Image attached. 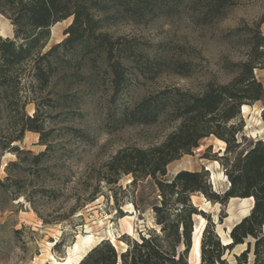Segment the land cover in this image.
Segmentation results:
<instances>
[{"label":"rangeland","instance_id":"1","mask_svg":"<svg viewBox=\"0 0 264 264\" xmlns=\"http://www.w3.org/2000/svg\"><path fill=\"white\" fill-rule=\"evenodd\" d=\"M232 2L221 17L209 23H201L195 13L185 11L141 22L125 17L105 26L103 31L112 40L126 42L137 60L126 70L128 80L115 97L102 57L91 64L79 54L67 52L64 62L57 60L49 85L39 88L35 84L30 89V78L24 81L22 94L36 100H30L24 112L31 117L35 102H40L38 119L26 126H39L42 133L25 129L20 135L12 119L5 115L0 121V139L7 134L21 136L11 144L21 150L17 156L0 150V264H66L67 249L86 232L99 238L90 250L102 240L113 246L107 239V230L111 229L117 253L141 236L153 233L162 238L153 211L161 200L154 180L147 177L134 183L131 174H124L116 183H107L112 178L107 164L122 149L145 150L162 144L178 122L161 117L149 125H120L117 117L143 97L166 87L201 93L209 82H229L235 76L233 65L247 60L252 37L258 33L264 37V0ZM71 20L51 26L43 51L65 38L63 32ZM0 36L13 37L10 22L1 14ZM180 64H186V69L179 71ZM144 65L154 66V70L143 73ZM253 74L264 88V65L255 68ZM246 106L247 112L241 113V131L236 135L238 147L225 154L223 140L214 135L205 137L190 154L169 163L162 178L169 180L180 170H205L208 164L217 162L218 167H213L216 178L212 182L207 171V183L212 191L222 194L228 180L219 158L227 156L231 161L255 141L264 143L263 105L255 102ZM238 123L229 122L228 126ZM41 152L46 154L35 164L32 158ZM10 163L14 165L5 169ZM190 200L207 225L202 240L205 249H211L215 239L220 245L222 239L227 240V228L248 215L253 205V201L251 205L239 198L225 205L205 203L199 194L191 195ZM176 209V205L171 206L170 213ZM130 214L132 233L127 235L123 219ZM200 234L196 237L198 245L193 238L189 264H200ZM159 243L164 244L161 239ZM248 244L250 252L241 264H254V240L250 237L225 250L220 261L237 264L235 257ZM175 248L183 247L180 243ZM81 259L72 258L69 264H79Z\"/></svg>","mask_w":264,"mask_h":264},{"label":"trees","instance_id":"2","mask_svg":"<svg viewBox=\"0 0 264 264\" xmlns=\"http://www.w3.org/2000/svg\"><path fill=\"white\" fill-rule=\"evenodd\" d=\"M232 4V0H0V14L13 28L12 38L0 36V121L5 115L12 119L20 135L25 129L42 133L39 126H26L38 119L40 102H35L31 117L24 112L30 100L36 101L29 98V94H22L24 81L30 78V89L35 84L39 88L49 85L56 73L57 60L64 62L63 56L67 52L79 54L91 64L102 57L110 73L112 96L115 97L128 80L126 70L137 60L126 42L112 40L103 31L105 26L125 17L141 22L185 11L195 13L201 23H209L221 17ZM68 18L72 20L63 32L65 38L43 51L49 41L51 26ZM147 65H144L143 73L154 70V66ZM263 65L264 37L258 33L252 37L247 60L233 65L235 76L229 82H209L201 93L166 87L143 97L119 114L117 122L120 125H149L161 117L178 122L162 144L145 150L122 149L107 164L112 176L107 183H116L124 174H131L134 183L147 177L154 180L161 200L153 211L163 236L159 238L153 233L149 237L141 236L121 253H117L107 240H102L79 264H189L193 216L202 218L190 200L193 194L221 205L233 198L253 201L249 214L230 229V243L226 245L221 243V246L215 239L213 247L205 249L202 241L208 232L205 224L199 238L200 264H227L220 261L224 251L243 244L249 237L254 240V264H264V143L261 140L255 141L244 153H237L231 161L227 156L219 158L228 180V187L222 194L211 190L206 170H180L169 180L162 178L169 163L190 154L205 137L214 135L223 140L225 154L238 147L236 135L242 127V106L261 102L264 122V88L253 74L255 68ZM186 67V64H180L177 69L182 71ZM236 120L239 125L228 126ZM20 135L7 134L1 138L0 150L14 152L17 156L21 150L11 144L19 141ZM45 154L41 152L34 156L33 162L38 163ZM13 165L7 164L5 169ZM173 205L177 206L176 212L170 213ZM160 239L164 244L159 243ZM180 243L183 248L177 250L175 245ZM249 252L248 244L235 257L237 264L246 260ZM209 253L211 255L207 256Z\"/></svg>","mask_w":264,"mask_h":264},{"label":"bare ground","instance_id":"3","mask_svg":"<svg viewBox=\"0 0 264 264\" xmlns=\"http://www.w3.org/2000/svg\"><path fill=\"white\" fill-rule=\"evenodd\" d=\"M248 110L247 106H242V112L245 114ZM218 142L222 145H224V143L220 140H218ZM213 167H218V163L217 162H213L212 164H208L206 166V169L210 171L211 174V181L214 182L216 175L213 171ZM250 201L251 205H252V200L251 199H243L241 201ZM205 203H209L208 201L205 200ZM250 205V207H251ZM130 208H132V205H129ZM249 207V208H250ZM129 212V211H128ZM246 212H243V215H245ZM134 218V217H133ZM132 219L131 214L129 216H126L125 219H123L124 223L126 224V232L124 234L130 235L132 233V228H131V224L129 223V220ZM193 221H194V233H193V238H194V242L195 244L198 245L197 239L196 237L201 233V229L203 223L205 222L203 218H201L198 215H194L193 216ZM205 224V223H204ZM230 227L227 228V232L229 233L230 231ZM107 239L110 240V242L113 244L114 247H116L115 245V236L113 234V231L111 229L107 230ZM99 240V238L95 237L94 235H91L90 232H86V235L84 236H78L76 241L67 249V253H66V257L64 259L66 264L70 263V260L72 258L75 259H81L89 250V248L91 246H93L96 241ZM221 243L223 245H226L228 243H230V239L228 238L227 240L222 239ZM123 244V243H120ZM195 246V245H194ZM196 247V246H195Z\"/></svg>","mask_w":264,"mask_h":264},{"label":"water","instance_id":"4","mask_svg":"<svg viewBox=\"0 0 264 264\" xmlns=\"http://www.w3.org/2000/svg\"><path fill=\"white\" fill-rule=\"evenodd\" d=\"M241 113H243V112H242V108H241ZM205 170H206V171H209V170H207L206 168H205Z\"/></svg>","mask_w":264,"mask_h":264}]
</instances>
